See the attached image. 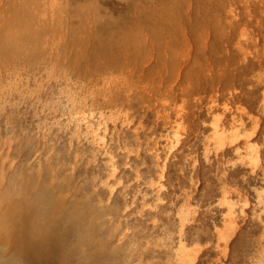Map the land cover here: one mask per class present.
Wrapping results in <instances>:
<instances>
[{
  "label": "rangeland",
  "instance_id": "obj_1",
  "mask_svg": "<svg viewBox=\"0 0 264 264\" xmlns=\"http://www.w3.org/2000/svg\"><path fill=\"white\" fill-rule=\"evenodd\" d=\"M0 264H264V0H0Z\"/></svg>",
  "mask_w": 264,
  "mask_h": 264
},
{
  "label": "bare ground",
  "instance_id": "obj_2",
  "mask_svg": "<svg viewBox=\"0 0 264 264\" xmlns=\"http://www.w3.org/2000/svg\"><path fill=\"white\" fill-rule=\"evenodd\" d=\"M10 1V0H9ZM16 1V0H15ZM16 3V2H15ZM35 3V2H34ZM36 7H38L37 5H35ZM90 6V5H89ZM83 10H85V8L83 9ZM88 13V12H87ZM90 13V12H89Z\"/></svg>",
  "mask_w": 264,
  "mask_h": 264
}]
</instances>
